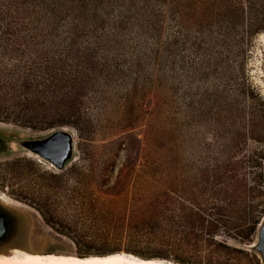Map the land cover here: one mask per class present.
Returning <instances> with one entry per match:
<instances>
[{
  "label": "trees",
  "instance_id": "1",
  "mask_svg": "<svg viewBox=\"0 0 264 264\" xmlns=\"http://www.w3.org/2000/svg\"><path fill=\"white\" fill-rule=\"evenodd\" d=\"M262 32L264 0H0V124L39 132L74 128L86 140L97 131L88 104L109 108L133 103L138 94L166 97L190 83L201 109L229 117L230 141L207 169L216 182L226 181L227 220L208 221V209L218 208L213 203L191 209L180 234L176 217L100 227L168 250L211 246L202 234L214 238L220 228L249 241L261 223L254 202L264 195V98L246 67L249 45ZM138 144L126 134L105 151L129 160L140 153Z\"/></svg>",
  "mask_w": 264,
  "mask_h": 264
},
{
  "label": "rangeland",
  "instance_id": "2",
  "mask_svg": "<svg viewBox=\"0 0 264 264\" xmlns=\"http://www.w3.org/2000/svg\"><path fill=\"white\" fill-rule=\"evenodd\" d=\"M246 70L250 84L264 98V32L249 45ZM186 85L166 97L138 94L126 105L88 104L96 134L83 140L76 129L66 128L74 150L64 169L26 148L28 142L45 140L62 128L39 132L0 124V205L11 229L10 236L0 240V255L19 249L77 256L167 255L168 261L184 257L192 264H264L254 249L264 220V195L254 202L261 223L249 241H242L236 230L220 228L214 238L203 232L204 241L213 240L211 246L203 242L168 250L153 241L134 242L104 233L100 227L102 222L129 224L150 216L163 221L176 217L180 234L187 229L182 220L191 209L198 204L203 210L212 208L213 203L218 208L208 209V221L227 220L221 210L228 197L226 181L220 177L216 182L207 169L230 141L229 117L201 109L196 89L189 91L190 83ZM126 134L139 140L140 153L129 160L124 152L107 155L105 146ZM243 197L239 190L238 202ZM150 207H160L159 212L152 208L147 213Z\"/></svg>",
  "mask_w": 264,
  "mask_h": 264
},
{
  "label": "bare ground",
  "instance_id": "3",
  "mask_svg": "<svg viewBox=\"0 0 264 264\" xmlns=\"http://www.w3.org/2000/svg\"><path fill=\"white\" fill-rule=\"evenodd\" d=\"M0 264H179L163 259H145L128 253L77 256L16 249L12 255H0Z\"/></svg>",
  "mask_w": 264,
  "mask_h": 264
},
{
  "label": "water",
  "instance_id": "4",
  "mask_svg": "<svg viewBox=\"0 0 264 264\" xmlns=\"http://www.w3.org/2000/svg\"><path fill=\"white\" fill-rule=\"evenodd\" d=\"M66 128L55 131L45 140L32 141L26 144V148L36 156L50 162L58 169H64L68 161L73 157L74 140ZM3 207L0 205V240L10 236L11 229L5 221ZM254 249H257L264 260V220L261 223L259 240Z\"/></svg>",
  "mask_w": 264,
  "mask_h": 264
}]
</instances>
